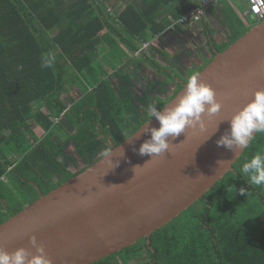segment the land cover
Returning a JSON list of instances; mask_svg holds the SVG:
<instances>
[{
	"label": "trees",
	"instance_id": "16d2710c",
	"mask_svg": "<svg viewBox=\"0 0 264 264\" xmlns=\"http://www.w3.org/2000/svg\"><path fill=\"white\" fill-rule=\"evenodd\" d=\"M115 1L0 0V225L110 152L109 138L118 146L151 120L145 98L135 99L137 117L129 115L113 84L120 82L117 72L130 74L138 61L158 74L164 92L154 91L152 104L162 110L213 60L214 48L225 51L258 24L243 22L228 0L195 24L179 22L191 8L178 10L179 0H129L113 18L104 4ZM198 28L205 42L197 43L194 62L185 66L190 54L183 53L182 70L169 67L173 34L188 49ZM45 59L52 67H41ZM131 78L139 96L146 87ZM64 143L69 147L60 153ZM257 152L264 153V134L244 151L236 172L153 233V250L142 239L94 264H264V186L248 185L241 172Z\"/></svg>",
	"mask_w": 264,
	"mask_h": 264
},
{
	"label": "water",
	"instance_id": "95a60500",
	"mask_svg": "<svg viewBox=\"0 0 264 264\" xmlns=\"http://www.w3.org/2000/svg\"><path fill=\"white\" fill-rule=\"evenodd\" d=\"M214 51L213 60L198 74L216 91L222 108L211 118L203 117L205 131L187 129L172 141L170 154L151 160L134 149L146 138L139 134L146 125L159 127L154 118L118 146L109 138V158L104 155L48 194H40L0 225V249L23 247L36 254L29 239L35 236L52 264H94L142 239L153 250V233L203 199L229 172H236L234 165L246 150L234 155L216 141L229 129L232 115L256 91L264 90V21L225 51ZM185 85L162 111L178 100ZM221 160L231 164L218 166ZM136 166L141 168L133 172Z\"/></svg>",
	"mask_w": 264,
	"mask_h": 264
},
{
	"label": "clouds",
	"instance_id": "9594fccd",
	"mask_svg": "<svg viewBox=\"0 0 264 264\" xmlns=\"http://www.w3.org/2000/svg\"><path fill=\"white\" fill-rule=\"evenodd\" d=\"M52 63L51 60L45 59L41 67L50 68ZM221 108L222 104L217 100L216 91L211 85L200 80L198 73L193 74L184 86L183 94L166 109L162 111L153 104L149 105L148 111L151 120L154 118L159 127L146 125L139 133L146 138L139 149H134V151H137L140 156H149V160L153 157H162L165 153L170 154L174 145L172 141L181 134H185L187 129L198 127L201 132L205 131L206 125L203 117L206 115L211 118L218 114ZM228 123L229 129L216 141V145L232 151L235 155L238 151L247 149L257 134H264V90L256 91L251 101L232 115ZM218 126L216 131H218ZM120 151L123 157V149L121 148ZM104 155L110 157L108 152ZM217 164L218 166L221 164L230 165L231 161L221 160L217 161ZM116 166H118V161ZM136 168L141 167H134L133 172ZM241 172L247 177L248 185L264 186V153H255L250 160L243 164ZM239 191L240 194H245L244 188ZM29 239L36 249V254H32L23 247L12 252L0 249V264H52L44 248L37 246L35 236Z\"/></svg>",
	"mask_w": 264,
	"mask_h": 264
},
{
	"label": "rangeland",
	"instance_id": "374dc122",
	"mask_svg": "<svg viewBox=\"0 0 264 264\" xmlns=\"http://www.w3.org/2000/svg\"><path fill=\"white\" fill-rule=\"evenodd\" d=\"M234 3H235V6L242 12V13H245L247 11V5L245 3V0H234ZM224 30H221V32H223ZM220 32V35L218 34L216 37L217 39L220 41V38L221 36L223 35V33ZM194 36H196V40L194 39L195 37H193L192 40L189 41V44H188V49L186 48V43H187V40L185 38H181L180 37H177L178 39H173L171 40L172 42L175 43V45L173 46H170V49L172 51V55L174 57L173 60H170V61H164L169 67H172V68H180V70H182V68L184 67L185 64H191V61L193 60V56L195 54V52L198 51L199 48V44L197 43H201L203 44L205 42V39L202 37L199 38V32H195L194 31ZM173 37H174V34H173ZM170 41V42H171ZM171 42V43H172ZM191 50V51H190ZM193 52V53H192ZM183 53L188 56L190 54V56L188 58H181L180 56L183 55ZM149 55L152 59L156 58L157 56L154 55L151 51L149 52ZM180 59H183L184 62H183V66H181V63H180ZM194 62V61H192ZM186 66V65H185ZM135 69H131V73L130 74H126V73H123V72H117L116 73V77L120 80V82L118 83H115L113 81V84L115 87L118 88V91H120V94L123 96L124 98V102L129 105L130 107V113L129 115L132 117V118H136L138 113H139V109L137 107L136 104H134L135 102V99L136 100H141L142 98H145L144 100H146L145 102H150L152 104V101L154 100V96H153V92L154 91H160V92H164V86H163V82H162V79L160 78V76L152 71H150V69L148 67H146L145 65H143L142 63L136 61L135 62ZM136 69H141L143 72L147 73L148 76H149V81L147 79L144 80L143 79V74H140V73H137ZM132 77H134V79L140 84V85H143V87L146 89L142 90L140 89V94L139 96L135 95V91H139L137 89V87L135 86L136 90L132 88ZM181 77H183V75H181ZM139 87V86H138ZM132 101V103H131ZM70 102V101H69ZM67 101V103H69ZM68 143V142H66ZM108 149V146L105 145L103 146V149L101 148L99 150L100 151H105ZM72 160L74 161V159L72 158ZM75 164V162H74ZM78 167L77 169L79 170L80 167L79 166H76ZM120 264H122L120 262Z\"/></svg>",
	"mask_w": 264,
	"mask_h": 264
},
{
	"label": "built area",
	"instance_id": "2783aa9c",
	"mask_svg": "<svg viewBox=\"0 0 264 264\" xmlns=\"http://www.w3.org/2000/svg\"><path fill=\"white\" fill-rule=\"evenodd\" d=\"M100 3L103 0H98ZM219 0H202L201 4L198 7L191 8L187 11V13L180 19V23L182 24H195L203 19L207 18L208 10L217 5ZM247 5V11L243 14V17L246 22L250 19L253 22L261 23L264 21V0H245ZM107 13L116 18L117 10L113 7H107ZM249 23V22H248ZM150 43H144L142 50L144 51L148 49Z\"/></svg>",
	"mask_w": 264,
	"mask_h": 264
},
{
	"label": "crops",
	"instance_id": "0c3cea01",
	"mask_svg": "<svg viewBox=\"0 0 264 264\" xmlns=\"http://www.w3.org/2000/svg\"><path fill=\"white\" fill-rule=\"evenodd\" d=\"M176 1V0H175ZM115 2H117V3H113V5H110L109 3H106V4H104L106 7H107V5H109L110 7H113V8H115V9H117L118 11H121V10H123L124 8H126V6L130 3V1L129 0H116ZM202 2V0H179V4H177V7H178V10H183L184 8H194V7H197V6H199L200 5V3ZM229 4H230V6L233 8V10H234V12L242 19V21L243 22H245L246 23V21H245V19H244V17H243V14L244 13H242L236 6H235V3H234V0H228L227 1ZM108 6V7H109ZM190 8V9H191ZM171 10H173L172 8H170L168 11L171 13ZM178 10L176 11V12H178ZM167 12V11H166ZM176 26V25H175ZM175 26H173V29H174V27ZM192 28V27H191ZM188 30H190V29H187V32H189ZM195 32H199L200 31V28H198L197 30H194ZM195 34V33H194ZM193 34V35H194ZM200 35V34H199ZM177 37H179L178 35H175L174 34V39L176 38V39H178ZM196 37V36H195ZM181 38H183V37H180V39ZM174 43V42H173ZM201 63V62H200ZM63 99L65 100V102H69L70 100H69V98H66V96L65 97H63ZM70 103V102H69ZM34 131L36 132V134L38 135V137H42L44 134H45V131L41 128V127H39V126H35V128H34ZM69 147V145H67V144H65L64 143V145L60 148V153H63V151L64 150H66V148H68Z\"/></svg>",
	"mask_w": 264,
	"mask_h": 264
}]
</instances>
